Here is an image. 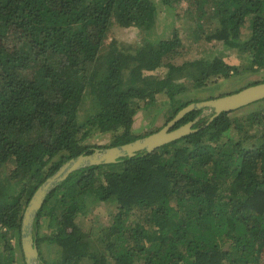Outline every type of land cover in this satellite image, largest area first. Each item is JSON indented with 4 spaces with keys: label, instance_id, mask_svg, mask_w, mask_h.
Returning <instances> with one entry per match:
<instances>
[{
    "label": "trees",
    "instance_id": "16d2710c",
    "mask_svg": "<svg viewBox=\"0 0 264 264\" xmlns=\"http://www.w3.org/2000/svg\"><path fill=\"white\" fill-rule=\"evenodd\" d=\"M185 1L197 42L240 49L251 70L264 69V0ZM159 11L155 0H0V172L11 167L0 185V264H17L25 209L63 164L160 130L134 131L135 116L158 95L167 96L172 119L213 98L185 93L241 70L212 52L176 63L185 54L177 28L136 45L109 40L114 25L151 31ZM87 94L94 111L81 122ZM205 110L177 124L197 120V132L58 183L34 223L43 262L264 264V106L223 112L202 128L214 113ZM107 133L108 146L87 143ZM10 184L17 189L2 196ZM99 203L115 207L97 232L87 216Z\"/></svg>",
    "mask_w": 264,
    "mask_h": 264
},
{
    "label": "rangeland",
    "instance_id": "374dc122",
    "mask_svg": "<svg viewBox=\"0 0 264 264\" xmlns=\"http://www.w3.org/2000/svg\"><path fill=\"white\" fill-rule=\"evenodd\" d=\"M155 2L159 6V17L158 22L154 29L148 32L141 31L135 27L124 28L118 25H114L110 38L117 39L118 41L125 44H139L144 42L147 38L152 40H157L161 37L170 36L173 33L175 28L180 29V33L183 36L182 40L184 42V56H179L175 60L176 63H181L186 59H196L198 57H202L207 54H211V52L218 53L223 55L226 61L230 64L237 65L241 67V70L235 74H233L229 78H220L217 80V84L214 85L213 82H210V88L205 91H195V92H187L182 97L186 100H191L194 97L204 99L210 96L217 97L227 93H231L233 91L240 90L241 88L248 86L249 84L264 80V69L259 71H253L249 68L246 59L243 57L244 52L240 49H226L222 42L219 41H199L195 36L199 34V32L195 33V36L192 35V32H189L187 26L190 24V21L186 19V9L188 7V2L185 0H172L170 3L173 5L172 9H169L167 4L162 3L161 0H155ZM205 22V20H203ZM209 28L205 30L207 32ZM246 32H250L249 22L246 23ZM187 34L190 36L188 37ZM200 35V34H199ZM206 34H203L205 36ZM166 68H160L155 71L156 74H163L166 72ZM86 94V93H85ZM256 103V102H255ZM263 104L258 106V104L252 106H245L243 110L247 109L249 111L254 110L255 108H263ZM254 104V103H252ZM260 104V103H259ZM251 105V104H250ZM169 109L170 104L166 95L160 94L157 96V100L147 106H143V108L137 113L134 121V131L135 134L141 135L146 134L152 130H155L159 127H163L170 120L169 119ZM241 109V108H240ZM94 111V103L93 97L89 94L85 95L83 103L80 108L79 119L81 122L85 121L90 113ZM211 109H206L204 114L208 115L211 113ZM242 113V112H240ZM238 113V114H240ZM112 134H98L90 138L87 143L97 144L101 146H108L111 142ZM106 148V147H104ZM3 172H0V185L6 181L7 178L5 176L7 173L11 171V167L3 168ZM7 173H6V172ZM7 186V184H6ZM10 191L7 189L1 192L2 196H9L11 193H14L17 189V186H13L10 184L8 186ZM113 204L109 203H99L96 206L91 208L90 214L87 216L88 221L92 219L97 226V232L105 226L109 225L111 209H114ZM44 252L49 250L46 247V244L43 245ZM47 254V253H46ZM17 256V264H26L25 256L23 250H18L16 253Z\"/></svg>",
    "mask_w": 264,
    "mask_h": 264
},
{
    "label": "water",
    "instance_id": "95a60500",
    "mask_svg": "<svg viewBox=\"0 0 264 264\" xmlns=\"http://www.w3.org/2000/svg\"><path fill=\"white\" fill-rule=\"evenodd\" d=\"M263 99L264 82H259L245 86L237 92L191 102L179 110L158 131L122 145L95 148L92 153H83L67 161L36 190L25 209L21 226V244L26 264H45L41 259L39 245L34 236L35 219L47 195L72 172L87 166L116 163L121 158L135 156L140 151L151 153L163 145L197 132L201 128L194 127L197 120L177 126L183 117L193 110L211 109L214 111L207 123L202 126L203 128L223 112L235 111Z\"/></svg>",
    "mask_w": 264,
    "mask_h": 264
}]
</instances>
